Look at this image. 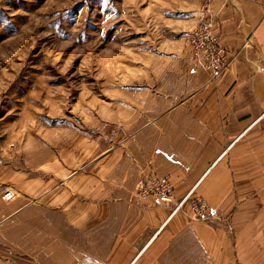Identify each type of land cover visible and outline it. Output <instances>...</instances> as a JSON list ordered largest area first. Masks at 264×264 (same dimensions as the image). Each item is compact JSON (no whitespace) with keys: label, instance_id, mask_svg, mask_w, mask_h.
I'll use <instances>...</instances> for the list:
<instances>
[{"label":"rangeland","instance_id":"374dc122","mask_svg":"<svg viewBox=\"0 0 264 264\" xmlns=\"http://www.w3.org/2000/svg\"><path fill=\"white\" fill-rule=\"evenodd\" d=\"M203 1L0 0V190L18 195L0 213L26 210L16 220L29 213L30 226L62 196L120 177L110 162H125L151 115L201 114L197 80L229 66L217 21L220 75L188 45Z\"/></svg>","mask_w":264,"mask_h":264},{"label":"crops","instance_id":"0c3cea01","mask_svg":"<svg viewBox=\"0 0 264 264\" xmlns=\"http://www.w3.org/2000/svg\"><path fill=\"white\" fill-rule=\"evenodd\" d=\"M213 12L229 66L197 80L201 114L151 115L125 162H110L120 177L62 196L30 226L29 213L16 220L26 210L1 212L0 264H264V0H214ZM151 177L173 199L139 197ZM196 200L209 220L194 219Z\"/></svg>","mask_w":264,"mask_h":264},{"label":"built area","instance_id":"2783aa9c","mask_svg":"<svg viewBox=\"0 0 264 264\" xmlns=\"http://www.w3.org/2000/svg\"><path fill=\"white\" fill-rule=\"evenodd\" d=\"M214 0H204L202 12L204 20L197 25L188 37V45L194 55L197 65L208 72H213L215 76L221 74V70L228 66L227 50L218 43L215 33L216 16L213 12ZM137 195L139 197H153L160 201L173 199L175 190L173 185L167 180L151 177L143 179L137 185ZM17 193L11 188L0 190V198L5 202L16 200ZM189 193L177 206L179 211L190 198ZM192 215L199 221H207L211 217V211L207 204L201 200L192 202Z\"/></svg>","mask_w":264,"mask_h":264}]
</instances>
